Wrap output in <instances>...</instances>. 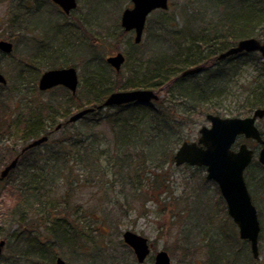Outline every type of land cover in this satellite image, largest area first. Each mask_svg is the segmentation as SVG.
Masks as SVG:
<instances>
[{
  "label": "rangeland",
  "instance_id": "obj_1",
  "mask_svg": "<svg viewBox=\"0 0 264 264\" xmlns=\"http://www.w3.org/2000/svg\"><path fill=\"white\" fill-rule=\"evenodd\" d=\"M217 4L218 0H169L167 10H156L148 16L141 41L135 43L132 31L119 34V29H122L120 16L125 8L131 7L130 0H76V7L68 14L60 11L50 0H0V39L12 43L10 52L0 51V72L7 81L5 85H0V119L9 116L13 119L22 106L33 98L51 102L62 96V89L56 87L41 91V95L36 91L32 93V90L23 92L12 88L15 77H35L37 87V81L45 70L74 65L79 84L72 103L79 101L80 105L77 106L75 102L70 107L66 117L68 120L73 113L94 107V98L87 91V69L85 71L84 65L94 63L95 57L105 64L106 71L111 74V66L106 58L119 51L124 54L125 62L116 76L122 87L135 80V72L138 76L142 75V66L137 67L136 64L139 56L147 60L151 56L163 57L178 51L183 56L193 55L195 60L203 58V61L211 56L216 59L224 51L222 45L196 41L210 38L206 29L217 26L224 16L227 24L235 25L241 21L242 15L249 13V9L245 10L246 7L239 3L219 8ZM196 10H201L198 17L193 15ZM86 19L88 23H85ZM71 27L73 29H69ZM73 42L75 47L70 52ZM64 43L68 48L63 50L65 56L61 59L58 47ZM201 64L185 67V70L197 66L202 68L193 77L186 78L184 84L209 81L211 90L204 95V101L193 108L189 104L179 106L180 126L176 135L178 133L181 140L169 159L161 156L155 162L148 161V164H143L144 171L137 167L140 165L137 162L133 164L136 172L133 171L130 177L125 168L120 175L118 163L115 162L118 150L113 145L115 132L112 131V124L107 119L96 122L106 113H113L112 107L115 105L110 106L109 110L100 108L103 109L100 114L90 112L84 118L68 122L69 132L78 134L83 131L89 134L98 144L99 152H104H100L102 154L99 155L96 170L86 166L87 162L69 164L74 165L73 170H76L72 179L61 182L62 187L54 191V197L59 196L60 199L63 189L71 187L68 189L65 210L63 203L56 206V212L50 210L65 217L76 234L68 247L53 246V259L60 256L68 264H142L122 240L123 231L131 230L145 236L151 243L147 264L152 263V257L158 250L168 253L170 264H264V167L257 160L259 146L243 137L238 138L236 146H233L236 148L245 142L255 151L251 164L244 171V178L258 210L260 231L257 258H253L249 242L239 237L237 226L227 214L225 201L217 185L206 179L205 169L185 163L175 165L173 160L176 149L183 141H195L199 129L210 125L207 113L221 117H246L252 114L254 108L249 110V106L259 87L264 85V58L259 53H252L218 60L210 63V68L205 63ZM216 73L223 77H214ZM110 77L112 79L113 74ZM37 90L40 91L38 87ZM155 91L158 101L163 99V102H168V94ZM154 101L149 104L156 105ZM174 102L182 103L181 99ZM13 123L10 134L4 131L0 133V170L14 157L13 151L22 148V124ZM3 125L6 126L7 122ZM256 125L264 138V116L256 121ZM60 127L55 129L54 138L63 136ZM156 173L160 175L157 177ZM7 178L0 181V240L5 241L0 264H15L20 257L40 264L42 261L38 256L16 250V239L36 234L46 246L53 243L54 236L45 223L39 222V218L34 216L33 219L30 217L21 221L24 216L16 213L14 216V202L19 196L14 190L15 186H11L9 181L5 182ZM26 259L20 258L18 261ZM53 259L46 261L52 264Z\"/></svg>",
  "mask_w": 264,
  "mask_h": 264
},
{
  "label": "trees",
  "instance_id": "obj_2",
  "mask_svg": "<svg viewBox=\"0 0 264 264\" xmlns=\"http://www.w3.org/2000/svg\"><path fill=\"white\" fill-rule=\"evenodd\" d=\"M237 3L242 7H246L245 10L249 9V13L241 16V21H238L235 25L233 23L227 24L224 16L217 26H209L208 30L206 29V32H209L208 34L211 35L210 38H201L200 41L197 40L196 42L213 46L220 44L224 47L222 50H226L242 38H264V11H262L264 7L261 8V6H264V0H254L252 2H248V0H218L216 6L218 8L223 5L227 7L230 4L235 5ZM243 11L242 13H244ZM200 12L201 10H196L193 15L198 17L197 15ZM167 21L168 19L165 20V25L161 24L164 29L166 28ZM86 22L88 23L89 21L86 19ZM69 29H73V27ZM119 32L121 35L127 33L123 29H119ZM201 32L203 31L201 30ZM199 36L201 37V35ZM74 43L70 45V52L75 47ZM67 48L65 43L58 47L59 52L61 51L59 53L60 58L65 56L63 50ZM244 54L249 55L252 53H238L225 59ZM192 56H183L178 51L173 55L163 57H158L157 55L151 56L147 60L139 56L142 62L138 59L136 64L137 67L139 65L142 66V70L138 68L142 71V75L138 76L135 72L133 77L135 80L129 84L125 83L123 87L120 81H118V77H116L121 70L116 71L110 67V73L113 74V78L111 79V74L106 71L107 67L98 58L95 57L94 63L84 65L85 71L87 69V91L89 96H93L94 98V107L97 104H101L108 93L117 89L152 88L169 95L168 102L166 103L163 102V99H159V101H154L156 105L153 103H128L114 106L112 107L114 108L113 113H106V115L103 113L105 117L96 119V122H99L100 119H107L112 124V131L115 132L113 145L118 150L115 162L118 163V172L120 175L123 174L122 170L125 168L127 176L129 175L130 177L133 171L136 172L133 169V164L137 162L140 163L137 167L143 170V164H148V161L155 162L161 156H164V158L166 156L169 159L173 149L181 140L178 137V133L176 135V131L179 130L180 126V117L178 115L179 106L189 104L193 108L204 101V95L211 90L209 81L194 85L184 84L186 78L193 77L196 73L185 76L181 73L185 70V67L191 64L205 63L210 68V63H216L218 61L217 58L212 59V56L203 61L201 60L203 58L195 60L193 58L194 56ZM218 76L223 77L220 73L214 75V77ZM15 79L16 81H14V87L12 88L20 89L23 92L32 90V93L38 92L40 93L39 95L43 93L37 90L35 77H15ZM110 81L112 82L110 83ZM56 88H61L63 92L58 100L44 102L41 99L33 98L31 102L25 103L22 106L20 111L16 113L15 119H11L10 116L6 119H0V133L4 131L10 134L12 127H14V121L16 125L22 124V132L20 134L22 141L21 147L25 146L27 141L31 139L38 138L42 135L48 137L47 141L43 144L31 147L24 152L14 150V156L19 155L18 165L9 173L8 178L5 180V182L9 181L11 186H15L16 189L14 188V190H17L16 192L19 196L18 200L14 202V216L15 213L19 216H24L21 221L35 216L39 218L38 220L41 224L45 223L49 227L50 233L54 236L53 243L50 242L46 246L43 245V241L37 238L36 234L16 239V250L20 251V253L29 252L31 256H38L40 262L42 261L40 264H48V262H51L55 254L53 246L68 247V245L72 244V239L74 240L76 234L75 229L66 221L65 217L58 216L57 213L50 210L54 209L56 212V206L62 203V208L65 210L68 205V189L71 187L63 189V195L60 196V199L59 196L54 197V191L58 187H62L61 182L63 183L66 179L69 181L72 179V174L76 170H73L74 165L69 164L87 162L86 166L88 165L96 170L99 155L102 154L100 152H104L103 150L99 152L98 144L95 143V139L89 134L83 133V131H79L78 134L69 132L67 129L69 123L66 117L70 107L75 102L77 106L80 104L79 101L72 103L75 96L69 90L61 86ZM177 99H181L182 103H175L174 101ZM256 107H264V85L259 87V91L249 106V110ZM109 108L111 107L109 106L104 109L109 110ZM102 111L103 109H96L92 114H100ZM57 119H59L58 122H56ZM60 119H63V122ZM5 122H7L6 126L3 125ZM58 123L61 124L59 131H62L63 136L54 138L52 135L56 133L55 126ZM118 154H120V159L118 158ZM101 171L102 173L104 172V170ZM159 175V173H156L157 177ZM87 177L93 178L90 175H87ZM20 258L26 259L24 257ZM20 258L17 259L15 264H20V262L22 264H33L29 258L28 260L18 261Z\"/></svg>",
  "mask_w": 264,
  "mask_h": 264
},
{
  "label": "water",
  "instance_id": "obj_3",
  "mask_svg": "<svg viewBox=\"0 0 264 264\" xmlns=\"http://www.w3.org/2000/svg\"><path fill=\"white\" fill-rule=\"evenodd\" d=\"M64 13L68 14L76 7V0H52ZM131 7L125 8L120 16V25L124 31L134 32V42L141 40L147 16L156 9L168 8L169 0H130ZM12 43L0 39V50L4 53L10 52ZM241 52H259L264 58V39L256 37L242 38L235 45L221 52L217 58L223 59L227 56ZM125 56L117 52L106 58V62L119 71L124 63ZM202 67L197 66L184 70L183 76L199 72ZM6 78L0 72V84H5ZM79 78L77 70L73 66L52 68L45 70L37 81L38 89L48 90L55 86H63L72 94L77 90ZM158 94L150 88H138L131 90H119L110 92L101 104L96 107L81 109L68 118V122H74L87 113L93 112L95 108L100 109L108 106H118L135 102L138 104H149L157 100ZM264 116V107L255 108L252 114L246 117H221L216 114H206L210 125L199 129V136L195 141H183L176 149L173 160L175 165L188 164L191 166H203L206 178L212 180L218 186L223 197L227 213L238 228L241 239L247 240L253 258L258 257V235L260 225L257 209L251 201L249 191L244 180V170L251 162L254 150L245 142L233 148L238 137L242 135L246 139L255 140L259 145L257 153L258 161L264 167V139L256 120ZM60 124L56 126V129ZM47 140L43 135L35 138L22 148V152L28 148L40 145ZM14 157L0 170V181H2L17 164ZM122 240L134 252L136 260L142 263L149 253L148 239L131 230L122 233ZM5 241L0 240V255ZM52 264H68L63 258L57 256ZM153 264H170V258L165 250H159L155 254Z\"/></svg>",
  "mask_w": 264,
  "mask_h": 264
},
{
  "label": "flooded vegetation",
  "instance_id": "obj_4",
  "mask_svg": "<svg viewBox=\"0 0 264 264\" xmlns=\"http://www.w3.org/2000/svg\"><path fill=\"white\" fill-rule=\"evenodd\" d=\"M53 4H55L52 0H50ZM56 5V4H55ZM57 6V8L60 10V11H62L61 9H60V7L58 6V5H56ZM77 75H78V73H77ZM258 119H260V118H258ZM257 119V120H258ZM258 127V126H257ZM240 137H243L242 135H240L238 138H240ZM262 137H263V135H262ZM244 138V137H243ZM244 139H246V138H244ZM264 139V138H263ZM251 141H254V140H252L251 139ZM255 142V141H254ZM258 146H260L257 142H255ZM148 242V245H149V253L146 255V257H145V259L143 260V262H142V264H147L146 263V260H147V258H148V256L150 255V253H151V243L149 242V241H147ZM133 251V250H132ZM157 252V251H156ZM156 252L154 253V255H153V257H152V263L151 264H153L154 263V260H155V254H156Z\"/></svg>",
  "mask_w": 264,
  "mask_h": 264
},
{
  "label": "bare ground",
  "instance_id": "obj_5",
  "mask_svg": "<svg viewBox=\"0 0 264 264\" xmlns=\"http://www.w3.org/2000/svg\"><path fill=\"white\" fill-rule=\"evenodd\" d=\"M56 257H57V256H56ZM56 257H55V258H56ZM54 260H55V259H54ZM53 262H54V261H53Z\"/></svg>",
  "mask_w": 264,
  "mask_h": 264
}]
</instances>
